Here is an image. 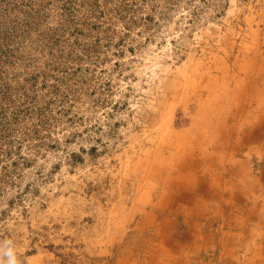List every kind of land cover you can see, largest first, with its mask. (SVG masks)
<instances>
[{"label": "rangeland", "instance_id": "1", "mask_svg": "<svg viewBox=\"0 0 264 264\" xmlns=\"http://www.w3.org/2000/svg\"><path fill=\"white\" fill-rule=\"evenodd\" d=\"M39 1L0 59V264H264V0ZM225 105L251 138L198 165L176 134Z\"/></svg>", "mask_w": 264, "mask_h": 264}, {"label": "trees", "instance_id": "2", "mask_svg": "<svg viewBox=\"0 0 264 264\" xmlns=\"http://www.w3.org/2000/svg\"><path fill=\"white\" fill-rule=\"evenodd\" d=\"M119 1L120 10L118 8L116 9L120 13L124 8L132 7L135 3L134 0ZM75 3L76 0H64L62 7L70 11V13H75V9L73 8ZM42 4L39 0H0V59L7 56L8 53H11L9 46H13L19 42H21L22 46L25 45L24 42H28L33 28L39 26L41 23V19L38 17L40 15L39 10L36 7L40 9L39 6L43 7ZM88 6L91 12H95L94 14L105 13L103 9L98 11V7L102 5L97 0H93ZM119 16L122 17L123 15L120 14ZM9 24L11 25L9 26Z\"/></svg>", "mask_w": 264, "mask_h": 264}, {"label": "bare ground", "instance_id": "3", "mask_svg": "<svg viewBox=\"0 0 264 264\" xmlns=\"http://www.w3.org/2000/svg\"><path fill=\"white\" fill-rule=\"evenodd\" d=\"M239 75V74H238ZM233 78V77H232ZM262 80V79H261ZM233 88V87H232ZM231 88V89H232ZM235 89V88H234ZM263 91V90H262ZM234 92V91H233ZM260 92V91H259ZM237 94H239V93H236L235 95H237ZM258 94V93H257ZM193 96V95H192ZM255 96H258V95H255ZM254 97V96H253ZM252 97V98H253ZM226 99L227 100H229V102H234L235 100H234V97H229V96H227L226 97ZM215 101H219V100H215ZM220 102V101H219ZM218 102V103H219ZM251 103V102H250ZM188 106V105H187ZM200 106V105H199ZM204 106H207V105H204ZM223 106V105H222ZM231 107V106H230ZM189 108V107H188ZM219 108H221V107H219ZM219 108H215L214 107V109L216 110V109H219ZM210 109V108H209ZM223 109H225V111L223 110ZM230 108L229 107H226V105L223 107V108H221V110H222V114H217V113H215L214 111H209V113L207 114L208 115V117L203 113V116H202V118L203 119H205V122H207V123H209V125L206 123V127H204V126H197V130H196V132H194L193 134L196 136H193V134L191 133V130H194V127H193V129L192 128H186V129H189V130H186L185 132L183 131V133H180V134H176V135H178V139L180 140V141H184L185 140V138L187 137V136H184L185 135V133H188V134H190V138L192 139V141L193 140H195L193 143H198V145H197V147L198 148H196V150L202 155V156H200V157H198L197 158V160H198V165L200 164V163H206L207 165L208 164H210V165H212V163L215 161V154L217 153V152H215L216 151V148L218 149V148H220V149H224L227 145H230L231 144V141L233 140L234 141V143H238V141L241 139V138H243V139H250L251 138V134L249 133V132H247V134H245V135H243V136H235V138L233 139V137H234V135H233V132H229L230 131V129L233 127L234 128V123L233 122H230V119H231V116H229L230 115V113H229V110ZM185 110V109H184ZM191 110V109H190ZM202 110V109H201ZM200 110V111H201ZM220 111V110H219ZM224 111V112H223ZM203 111H201V112H199L200 114L202 113ZM239 112V111H238ZM258 112V111H257ZM233 113V112H232ZM240 113V112H239ZM189 114V113H188ZM187 114V115H188ZM213 115H215L214 117H213ZM242 115H244V114H242ZM171 117V116H170ZM192 117V116H191ZM170 120V119H169ZM250 120V119H249ZM201 121V120H200ZM232 121V120H231ZM195 122V121H194ZM198 122V121H197ZM172 123V122H171ZM240 123H241V121H240ZM212 125H214V126H212ZM238 125H240V124H238ZM243 125V124H242ZM173 126V125H172ZM208 126H210V132L208 131V129H209V127ZM241 126V125H240ZM191 129V130H190ZM185 130V129H184ZM238 130V129H237ZM240 130V129H239ZM159 131V130H158ZM193 132V131H192ZM206 133H209L208 135L210 136V140H209V142H208V145H209V143H211V142H213V141H211L212 139H213V137L214 136H216V138H215V140L218 138V137H220V138H218L217 139V141L215 142V145H214V150H210L209 152L207 151V134ZM166 134V133H165ZM263 134V133H262ZM175 135V136H176ZM221 135H222V137H221ZM160 136V135H159ZM189 136V135H188ZM171 137V136H170ZM207 137V138H206ZM155 138V137H154ZM178 140V141H179ZM186 141V140H185ZM240 143V142H239ZM168 144V143H167ZM203 144H205L206 145V147H203L202 145ZM163 145V144H162ZM193 145V144H192ZM246 146V145H245ZM260 146V145H259ZM231 147H234V146H231ZM257 147V146H256ZM212 149V148H211ZM226 149V148H225ZM170 150V149H169ZM163 151V150H162ZM175 152V151H174ZM235 152V151H234ZM233 152V153H234ZM189 153V152H188ZM188 153H186V155L183 157V156H181L180 155V153L178 154V157L180 158V161H181V163L179 164V166L180 167H182V166H184V169H185V167H187V166H185V164L186 163H188L187 162V160L188 159H190L191 161L192 160H194L195 159V157L196 156H189V155H191V153L188 155ZM229 153V152H228ZM231 153V152H230ZM219 154V153H218ZM224 154V153H223ZM218 156V155H217ZM221 157V156H220ZM183 158V159H182ZM230 159V158H229ZM228 159V160H229ZM233 159V158H232ZM231 161H233V160H231ZM235 163V162H234ZM184 164V165H183ZM236 164V163H235ZM160 165V164H159ZM242 166V165H241ZM207 168V167H206ZM239 168V167H238ZM237 168V169H238ZM204 170V169H203ZM206 170V169H205ZM234 170V169H233ZM185 171V170H184ZM187 172V171H186ZM202 172V171H201ZM250 173V172H249ZM252 173V172H251ZM243 174V173H242ZM241 174V175H242ZM187 175H188V173H187ZM252 175V174H251ZM187 177V176H186ZM182 178V177H181ZM205 178V177H204ZM206 179V178H205ZM175 180H178V178H175ZM191 181H190V183L191 184H193L192 186L194 187V186H196V190L198 191V192H201V190L198 188V186H200L201 185V183L202 182H204V180L203 179H201L200 177H198V176H196V175H194V176H192L191 177V179H190ZM230 181V180H229ZM238 181V180H237ZM205 183V182H204ZM233 183V182H232ZM245 183V182H244ZM174 184V182L173 183H170V185L172 186ZM196 184V185H195ZM243 184V183H242ZM260 185V184H259ZM170 186V187H171ZM162 187V186H161ZM191 186H189V188H190ZM164 188V187H163ZM172 188V187H171ZM165 189V188H164ZM223 189V188H222ZM236 189V188H235ZM253 189V188H252ZM185 190V189H184ZM230 190V189H229ZM258 190V189H257ZM159 192V191H158ZM173 192V191H172ZM252 192V191H251ZM168 193V192H167ZM253 193V192H252ZM169 194V193H168ZM254 194V193H253ZM206 196V195H205ZM217 195H215V197H216ZM255 196V195H254ZM223 197V196H222ZM249 197V196H248ZM251 197V196H250ZM245 200V199H244ZM197 201V200H196ZM201 201V200H200ZM201 203V202H200ZM203 203H204V201H203ZM207 203V202H206ZM220 205V204H219ZM224 205V204H223ZM254 205V204H253ZM186 206V205H185ZM211 206V205H210ZM201 207V206H200ZM235 207V206H234ZM215 210V209H214ZM184 212V211H183ZM223 212V211H222ZM225 214V213H224ZM183 216V215H182ZM196 221V220H195ZM197 222V221H196ZM190 226V225H189ZM233 227V226H232ZM198 228V227H197ZM200 229V228H199ZM198 230V229H197ZM191 232V231H190ZM193 235H195V234H193ZM239 235V234H238ZM262 235V234H261ZM255 237V236H254ZM242 240V239H241ZM255 240V239H254ZM192 241V240H191ZM226 241V240H225ZM246 241V240H245ZM251 241H253V240H251ZM190 243V242H189ZM195 245V244H194ZM253 248H254V253H258V251L257 250H255V245H253L252 246V244L250 243V242H248V244H247V251L249 252V250H251V251H253ZM230 250V249H229ZM184 252V251H183ZM226 253V252H225ZM228 254V253H227ZM253 254V253H252ZM230 255V254H229ZM254 255H256V254H254ZM232 257V256H231ZM249 258H250V256H249ZM236 259V258H235ZM251 259V258H250ZM194 260V259H193ZM209 260V259H208ZM257 260V259H256ZM260 260V259H259ZM33 262H36V261H33ZM251 262V261H250ZM253 262V261H252ZM251 262V263H252ZM232 264V263H231Z\"/></svg>", "mask_w": 264, "mask_h": 264}, {"label": "clouds", "instance_id": "4", "mask_svg": "<svg viewBox=\"0 0 264 264\" xmlns=\"http://www.w3.org/2000/svg\"><path fill=\"white\" fill-rule=\"evenodd\" d=\"M3 254L7 257L6 264H17L16 255L12 248H8Z\"/></svg>", "mask_w": 264, "mask_h": 264}]
</instances>
